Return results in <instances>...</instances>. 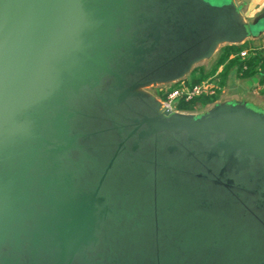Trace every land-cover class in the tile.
<instances>
[{
  "label": "water",
  "instance_id": "95a60500",
  "mask_svg": "<svg viewBox=\"0 0 264 264\" xmlns=\"http://www.w3.org/2000/svg\"><path fill=\"white\" fill-rule=\"evenodd\" d=\"M249 2L0 0V264H81L96 249L97 259L115 256V231L100 219L106 182L145 144L154 228L146 264H163L159 163L206 183L201 199L219 213L207 224L221 223L214 240L198 229L178 264H209L204 255L264 264V112L234 100L172 112L149 91L263 32L245 18ZM97 138H110L111 151L92 184L72 192L66 169ZM113 201L126 213L123 198Z\"/></svg>",
  "mask_w": 264,
  "mask_h": 264
},
{
  "label": "rangeland",
  "instance_id": "374dc122",
  "mask_svg": "<svg viewBox=\"0 0 264 264\" xmlns=\"http://www.w3.org/2000/svg\"><path fill=\"white\" fill-rule=\"evenodd\" d=\"M167 37L173 38V36ZM225 47L226 45L218 49L211 59L212 61L203 62L194 69L198 70L202 67L205 68L207 65H212L215 60L219 59ZM177 86L178 84H175L169 88ZM217 102L219 101L215 103ZM213 104L207 105L205 108L199 107L195 111H188L187 113L200 114L208 110ZM111 147L110 138H97L90 143L87 149H90V151L88 153L82 152L77 164L71 165L66 169L74 179L68 186L72 192L86 189L92 184L91 181L95 171L106 160ZM148 151L149 146L147 144L143 145L139 151L135 152L136 154L134 153V159L127 158L122 161L123 163L116 168L111 178L106 182L104 194L110 202L101 208L100 219L104 220L106 225L111 223L110 226L108 225V230L112 233L115 231L114 242L116 244L114 243L113 250L115 256L107 255V257L99 258V260L96 257L99 255V251L96 249L93 253L95 255L93 259L81 264H146V261L152 258L153 250L149 248L147 243L154 229L153 218L149 216L148 212L150 208L149 190L146 188L148 185V174L143 172L150 162V160L144 159ZM176 160V158H173L172 161L169 159L168 164H173ZM93 162H95V165H92ZM163 167L159 163V171L161 170V172L158 173V183L161 189L158 192V217L161 226H164V229L162 228L161 230L160 228L161 260L163 264H178V259L183 250H187L189 253L192 252V239L195 238V233L198 229L206 240H214V230L221 228V223L218 220L214 222L213 219L212 222L207 224L211 216L218 219L219 213L214 215L211 212L212 209L210 211L207 208L208 199H201L199 190L205 187L206 183L203 184L201 179H195L194 177L195 180H193L191 175H187V169H184L186 171L184 172L183 169L181 170V168L175 166L173 170L162 171ZM173 174L178 176V181L173 180V183H169L166 179ZM172 178H175V176H172ZM61 189L63 191V188ZM115 197L123 198L122 206L126 208V213L114 208L115 203L112 200ZM123 214H126V216L123 217ZM197 216L199 218L198 223H195ZM115 220H118V224H120V228L116 230ZM229 237L230 233L227 231L224 242H229ZM204 245V242L201 243V246ZM207 252H197L193 258L198 255H204ZM111 257H114L112 259L113 262L110 260ZM202 258H207L209 264L214 261L212 256L204 255Z\"/></svg>",
  "mask_w": 264,
  "mask_h": 264
},
{
  "label": "crops",
  "instance_id": "0c3cea01",
  "mask_svg": "<svg viewBox=\"0 0 264 264\" xmlns=\"http://www.w3.org/2000/svg\"><path fill=\"white\" fill-rule=\"evenodd\" d=\"M244 13L249 23L258 18L256 32L264 29V0H250L247 5H244ZM232 46L242 48L241 51H247V57L255 52H261L264 55V31L255 38H249L242 44ZM245 58L232 53L220 63L212 76L219 88L216 101H243L252 108L264 112V77L262 79L261 72L253 76H243L238 69L237 61ZM216 62L217 60L212 65H207L205 69H211Z\"/></svg>",
  "mask_w": 264,
  "mask_h": 264
},
{
  "label": "trees",
  "instance_id": "16d2710c",
  "mask_svg": "<svg viewBox=\"0 0 264 264\" xmlns=\"http://www.w3.org/2000/svg\"><path fill=\"white\" fill-rule=\"evenodd\" d=\"M242 48L236 46H226L224 52L220 55L214 67L209 70L205 68H200L198 70H193L188 78L183 80L185 85L192 87L194 85L200 84L203 81L210 79L216 72L220 63L227 58L230 54L236 53L239 54ZM239 60V59H238ZM237 66L243 76H253L256 73H262V79L264 77V55L261 52H255L252 55L246 57L242 61H237ZM174 88V87H173ZM218 93V92H217ZM217 100L216 96H201L194 99L191 102L179 101L176 104V108L180 111H195L196 109L205 108L207 105L215 103Z\"/></svg>",
  "mask_w": 264,
  "mask_h": 264
},
{
  "label": "built area",
  "instance_id": "2783aa9c",
  "mask_svg": "<svg viewBox=\"0 0 264 264\" xmlns=\"http://www.w3.org/2000/svg\"><path fill=\"white\" fill-rule=\"evenodd\" d=\"M247 55V51H241L239 53V56L242 58L247 57ZM175 84H178V86L169 88ZM175 84L162 85L149 89V91L162 103L164 108L172 112L180 111L176 108V104L179 101L188 103L201 96L213 97L216 96L219 89L213 77L192 87H188L183 81Z\"/></svg>",
  "mask_w": 264,
  "mask_h": 264
}]
</instances>
